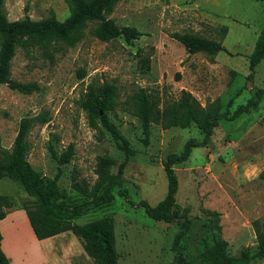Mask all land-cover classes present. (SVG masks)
Instances as JSON below:
<instances>
[{
    "label": "rangeland",
    "instance_id": "374dc122",
    "mask_svg": "<svg viewBox=\"0 0 264 264\" xmlns=\"http://www.w3.org/2000/svg\"><path fill=\"white\" fill-rule=\"evenodd\" d=\"M2 12L8 21L24 16L38 21L53 14L62 22L69 16L63 0H4ZM107 18L119 29L134 28L140 36L129 42L121 36L100 41L90 33L96 25L90 23L73 47H16L9 78L34 82L40 90L20 93L0 84V159L10 153L19 121L31 119L26 161L42 177H57L63 201L79 213L73 223L113 219L118 264H177L173 240L186 223L179 243L183 258L188 264H212L201 258L213 246L206 211L220 215V236L229 257L237 258L247 248L251 259L246 264H264L256 256L252 227L264 217V180L259 178L264 171V95L255 109L226 120L264 88V59L251 80L247 61L264 24V0H120ZM184 33L221 41L225 51L188 54L172 38ZM105 84L116 88L115 105L106 116L126 141V150L81 106L99 96ZM139 89L157 97L160 109L178 102L182 92L201 107L218 99L225 118L205 147L192 149L185 162L172 166L177 192L170 212L179 218L171 222L149 218L139 203L154 207L164 199L167 156L181 153L190 139L201 141L203 134L194 123L166 129L150 124L144 131L131 106ZM70 144L71 160L57 164L49 147L59 155ZM103 156L113 161L112 184L107 196L97 199L92 194L95 168ZM0 196L12 203L3 208L6 213L36 203L19 181L6 176L0 179ZM50 244L42 245L45 264H69ZM69 248L71 255L78 252L73 243ZM73 263L93 264L78 256Z\"/></svg>",
    "mask_w": 264,
    "mask_h": 264
},
{
    "label": "trees",
    "instance_id": "16d2710c",
    "mask_svg": "<svg viewBox=\"0 0 264 264\" xmlns=\"http://www.w3.org/2000/svg\"><path fill=\"white\" fill-rule=\"evenodd\" d=\"M3 1L0 0V84L20 93L38 92L40 89L34 82L20 83L9 78L10 63L15 54V49L21 46L25 49L46 48L51 43H61L67 47L75 46L83 37V30L90 23L95 27L90 33L100 41L109 42L117 37H123L126 42L135 40L140 36L134 28L124 27L119 29L110 19L114 7L120 0H63L69 9V16L62 22L53 14L38 21L31 20L28 16L15 21H8L3 15ZM225 29L222 30L223 36ZM172 38L180 43L188 54L206 53L216 55L225 51L221 41L203 38L194 34H173ZM264 59V24L256 38L251 53L247 56L251 80L255 67ZM116 88L105 84L99 96L82 102L81 106L87 111L89 119L94 122L99 119L101 125L110 133L115 143L126 150V141L109 124L106 113L113 110L115 105ZM264 95V88L255 91V99L249 100L244 106H239L235 112L226 118L234 120L241 114L255 109L258 100ZM134 115L142 121L144 131L150 124L161 125L162 128H185L194 123L203 134V139L186 141L181 153L170 154L164 163V173L167 179V191L163 200L154 207L140 202L139 206L145 214L154 220L171 222L178 219L175 213L170 212L175 202L177 180L172 166L185 162L194 148L206 146L207 139L212 135L213 129L218 126V121L225 119L220 113V103L216 99L201 107L186 92H182L180 100L159 107V99L144 89H139L131 98ZM31 127V119L24 117L19 121L18 130L13 141L10 153L5 159H0V179L13 178L21 183L26 192L36 200L32 208L23 207L26 218L37 240H44L60 233L71 232L80 242L84 253L92 260L93 264H118V253L115 247L114 222L111 217L105 216L84 224L73 223V218L79 213L63 201L64 197L56 186V178L47 179L33 170L26 161V137ZM51 158L62 166L71 160L74 150L72 144L59 155L49 147ZM113 161L106 157L97 159L95 174L97 176L93 192L95 198L102 199L107 196L105 192L111 186L109 168ZM60 170V169H59ZM264 180V171L259 175ZM99 193L98 195H96ZM12 203L5 196H0V220L4 219L6 212L3 208H11ZM209 220L205 226L213 236V246L202 253L201 258L212 264H246L251 259L249 250L243 249L237 258H231L226 253V242L220 236L218 226L219 214L206 211ZM173 240V250L177 264H188L183 258L179 243L187 230V223L183 224ZM256 237V256L264 261V217L263 221L252 223ZM1 241V234H0ZM0 264H9L8 259L0 248Z\"/></svg>",
    "mask_w": 264,
    "mask_h": 264
},
{
    "label": "crops",
    "instance_id": "0c3cea01",
    "mask_svg": "<svg viewBox=\"0 0 264 264\" xmlns=\"http://www.w3.org/2000/svg\"><path fill=\"white\" fill-rule=\"evenodd\" d=\"M0 234V248L9 264H45L46 253L42 245L47 242H51V250L55 255L67 260L69 264H75L73 261L77 256L82 262L90 259L83 249L81 250L80 242L71 232L37 240L25 212L20 209L7 212L5 218L0 220ZM70 243L78 247V252L73 255L70 254Z\"/></svg>",
    "mask_w": 264,
    "mask_h": 264
}]
</instances>
